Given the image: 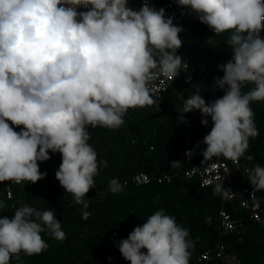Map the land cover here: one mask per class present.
Masks as SVG:
<instances>
[{
	"label": "clouds",
	"instance_id": "clouds-1",
	"mask_svg": "<svg viewBox=\"0 0 264 264\" xmlns=\"http://www.w3.org/2000/svg\"><path fill=\"white\" fill-rule=\"evenodd\" d=\"M176 3L187 10L182 15L194 13L215 35L227 32L225 44L232 50L231 59L218 65L223 76L214 78L213 86L224 95L206 103L201 86L194 85L182 97L179 121L187 123L183 114L196 110L202 125L210 117L204 160L223 156L238 161L259 135L251 104L264 101V0ZM173 21L149 0L138 11L128 0H0V183L38 182L47 176L38 162L58 152L55 177L87 220L86 194L95 187L98 167H107V161L98 163L88 143V128L119 129L129 109L156 103L151 82L174 79L189 68L178 54L184 28ZM248 183L264 190V167L255 165ZM124 187L118 178L109 181L113 195ZM228 193L224 182L215 184L214 194ZM42 233L66 239L52 208L24 205L11 217H0V264L13 259L24 264L21 254L46 251ZM189 237L190 229L160 209L117 247L130 264H189L194 247Z\"/></svg>",
	"mask_w": 264,
	"mask_h": 264
},
{
	"label": "trees",
	"instance_id": "trees-1",
	"mask_svg": "<svg viewBox=\"0 0 264 264\" xmlns=\"http://www.w3.org/2000/svg\"><path fill=\"white\" fill-rule=\"evenodd\" d=\"M183 28L180 36L184 43L178 54L196 74L214 83L215 77L223 76L218 65L226 63L232 56L231 48L225 44L229 34L216 35L224 53L220 55L203 49L198 42L206 28L197 25ZM176 89L178 93L168 92L153 106L128 110L137 137L134 142L128 140L122 126L116 130L100 126L88 128L91 133L88 143L96 150L98 163L107 161V167H98V175L94 177L95 187L86 194L85 199L89 201L87 211L91 212L87 220L81 218L82 206L74 202L73 196L65 192L55 177L61 164L58 152L50 151L49 160L38 162L40 171L46 172L47 176L34 184L24 181L13 199H8L5 193L9 181L0 183V203L3 205L0 217H11L24 201L37 209L52 208L66 233L63 242L42 233L48 249L33 256L21 254L24 264H130L120 254L117 242L127 238L134 227L142 225L160 209L174 216L178 224L190 229L189 238L194 247L190 249L189 264H232L219 260L197 261L203 247L214 245L219 238L217 228L222 197L221 194H214L215 186L203 188L197 180L180 176L190 167L185 158V143L202 137L205 127L211 126L202 125L199 120L179 122L178 108L183 103L179 97L181 91L177 86ZM251 107L259 135L250 139L249 157L252 168L255 165L264 167V106L256 102ZM174 161H180L179 166H172ZM139 172L153 178L170 173L175 178L170 184L154 183L137 188L131 180ZM112 178H118L124 186L128 184L124 191L115 195L109 192ZM233 178L238 185L254 189L248 183V175L234 170ZM255 191L264 206V190ZM233 214L247 222L248 232L242 239L237 236L226 239L228 255L236 257L240 264H264V228L255 225L244 211ZM11 264L18 262L13 259Z\"/></svg>",
	"mask_w": 264,
	"mask_h": 264
},
{
	"label": "built area",
	"instance_id": "built-area-1",
	"mask_svg": "<svg viewBox=\"0 0 264 264\" xmlns=\"http://www.w3.org/2000/svg\"><path fill=\"white\" fill-rule=\"evenodd\" d=\"M144 0H128V6L133 10H139ZM149 2L158 10L164 8L166 16L174 17V23L179 26H184L186 29L190 26H200L209 29V27L201 23L194 13L182 15L186 9H182L176 3V0H149ZM78 11H86V9H78ZM264 33V31H263ZM189 68L181 69L179 79L181 84L189 86L196 79V72ZM189 78H191L189 80ZM178 76L174 79L160 77L158 80L151 82L149 85L152 89V95L155 101L160 102L164 95L170 91L178 93L176 89ZM18 132V127L13 126ZM206 132L202 137L189 140L185 143V158L190 164V167L180 176L187 180H197L201 187H213L216 183L224 182V187L229 190L227 195L221 194L222 208L219 211L217 228L219 238L212 246H204L202 251L197 256L199 263L219 260L222 262H232L240 264L236 257L230 256L227 253L228 245L226 239L231 236H237L242 239L248 232L247 222L241 217H235L234 212L244 211L248 214L249 219L255 224L264 228V206L258 198L257 192L250 187H242L238 185L233 178V171L237 170L248 175L252 169V162L249 157L248 149L238 161L227 159L223 156L212 157L205 159L202 155L207 147L203 143V138L211 131V128L205 127ZM190 153V154H189ZM174 176L170 173H165L159 177L153 178L147 173L139 172L135 174L131 180L133 186L139 188L150 186L154 183L159 185L170 184L174 181ZM16 184L9 181L5 189L8 199H13L16 195V190L23 184ZM128 184L126 183L125 186Z\"/></svg>",
	"mask_w": 264,
	"mask_h": 264
},
{
	"label": "rangeland",
	"instance_id": "rangeland-1",
	"mask_svg": "<svg viewBox=\"0 0 264 264\" xmlns=\"http://www.w3.org/2000/svg\"><path fill=\"white\" fill-rule=\"evenodd\" d=\"M192 26H190V27H192ZM260 35H261V33H260ZM261 38H264V35L261 36ZM198 42L201 44L203 49H206V50L209 49L210 51L217 52L220 55L224 54L218 37L214 34V32L210 28L207 29L204 36ZM194 85L201 86V89H200L201 95L205 99L206 103L213 102L214 100H216V99H218L224 95L223 90L215 88L213 86L214 83L209 82L206 78L202 77L200 74H196V79H195L194 83L189 85V86L181 84L180 79H179V75H178V80H177L176 86L181 91L179 93V97H180L182 103H183L182 97L187 98L195 90L193 87ZM248 87H251V85H249ZM246 91H247V88H246ZM258 102L262 106H264V101H258ZM255 103L256 102H253L251 104V106ZM182 107H183V105H180L178 108V111H180L182 109ZM179 115H180V113L178 112V119H179ZM183 115H184V118L187 122H191L194 120L201 121V114L198 110L192 111L190 113H184ZM208 119H209V124L212 127L211 118L209 117ZM124 120H125V123L122 125V127H123V130L127 133L128 140H130L132 142L136 141L137 137H136L135 132H134L132 117H131V113L129 111H128V114L124 117ZM180 123H182V122H180ZM24 205H26V204L23 201L21 203L20 207L24 206ZM232 264H234V263H232Z\"/></svg>",
	"mask_w": 264,
	"mask_h": 264
},
{
	"label": "crops",
	"instance_id": "crops-1",
	"mask_svg": "<svg viewBox=\"0 0 264 264\" xmlns=\"http://www.w3.org/2000/svg\"><path fill=\"white\" fill-rule=\"evenodd\" d=\"M263 35H264L263 31H261V36H263ZM8 123L10 124V126L13 127V125H11V122L10 121H8Z\"/></svg>",
	"mask_w": 264,
	"mask_h": 264
}]
</instances>
